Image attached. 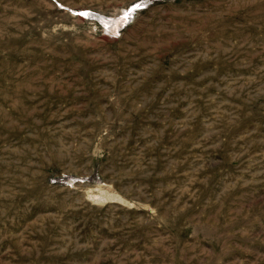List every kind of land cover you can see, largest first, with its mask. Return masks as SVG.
Returning <instances> with one entry per match:
<instances>
[{
    "label": "rangeland",
    "instance_id": "374dc122",
    "mask_svg": "<svg viewBox=\"0 0 264 264\" xmlns=\"http://www.w3.org/2000/svg\"><path fill=\"white\" fill-rule=\"evenodd\" d=\"M0 264H264V0H0Z\"/></svg>",
    "mask_w": 264,
    "mask_h": 264
}]
</instances>
